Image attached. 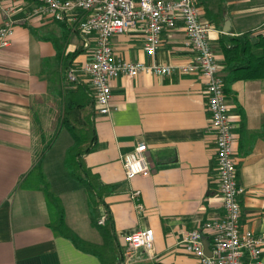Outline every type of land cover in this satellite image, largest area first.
Here are the masks:
<instances>
[{
    "label": "crops",
    "instance_id": "1",
    "mask_svg": "<svg viewBox=\"0 0 264 264\" xmlns=\"http://www.w3.org/2000/svg\"><path fill=\"white\" fill-rule=\"evenodd\" d=\"M198 4L202 20L212 25L209 43L221 66L229 107L237 183L244 189L240 229L258 236L264 233V79L227 83L230 71L222 45L225 39L243 45L264 37V0ZM36 5L33 0L2 5L13 9L16 25L11 46L0 49V264H101L52 231L53 209L33 175L40 166L48 182L45 159L54 138L69 135L61 128L65 96L85 87L94 97L83 69L95 40L88 37L89 49H84L85 39L69 25L30 16ZM6 18L0 12V27ZM112 46L122 60L145 65L184 66L196 56L180 18L173 30L162 34L153 56L144 50L141 30L114 37ZM71 70L75 82L67 79ZM110 84V112L99 114L94 99L79 115L96 133L94 149L83 157L85 165L112 188L97 210L113 220L121 264L126 263L124 237L146 230L154 233V251H137L127 264H200L179 242L187 232L224 216L205 80L200 74L141 73L135 78L120 76ZM140 143L147 147L151 173L127 181L122 157ZM49 187L45 189L50 192ZM133 191L140 193L138 199H131ZM71 192L55 194L66 225L82 240L102 245L91 224L87 192L83 187ZM261 261L264 264V251Z\"/></svg>",
    "mask_w": 264,
    "mask_h": 264
},
{
    "label": "built area",
    "instance_id": "2",
    "mask_svg": "<svg viewBox=\"0 0 264 264\" xmlns=\"http://www.w3.org/2000/svg\"><path fill=\"white\" fill-rule=\"evenodd\" d=\"M16 0H0V12L7 18L0 27V49L11 46L16 25L13 9L2 5ZM37 3L30 16L47 17L65 23L84 39V49H89L88 37H94L91 60L84 66L90 77L94 97L101 115L111 110V81L120 76L135 78L141 73L158 77L200 74L206 83L207 107L211 115V127L216 136V165L219 173V193L223 199L224 216L206 222L201 228L187 232L179 242L184 250L200 264H263L264 233L255 236L240 229V197L244 189L237 183V167L234 160V136L227 105L221 66L209 43L212 25L202 20L198 0H33ZM180 18L184 24L187 45L195 52L194 61L184 66L145 65L124 61L117 57L112 46L116 36L141 30L144 50L153 56L165 31L175 28ZM67 79L76 81L73 70ZM147 147L138 144L122 157L127 181L151 173L146 158ZM138 191L131 192V199H138ZM142 210V205H138ZM102 216L98 225L105 224ZM210 243V256L204 252L203 240ZM154 233L138 231L124 237L126 263L137 251L150 255L154 251ZM247 257V262L243 258Z\"/></svg>",
    "mask_w": 264,
    "mask_h": 264
},
{
    "label": "trees",
    "instance_id": "3",
    "mask_svg": "<svg viewBox=\"0 0 264 264\" xmlns=\"http://www.w3.org/2000/svg\"><path fill=\"white\" fill-rule=\"evenodd\" d=\"M224 41L222 51L226 59V68L230 71L227 83L264 79V37L255 43L246 41L243 45L236 39H225ZM255 49L259 50L260 54H254ZM81 98L83 102L80 103ZM94 99L85 87H78L76 93L66 95L63 103L61 128L69 133L73 141L65 161L68 174L79 182L87 192L90 198L91 224L101 235L103 244L98 246L78 237L66 225L64 210L60 201L45 189V181L40 166L35 168L33 175L37 179V183L44 188L47 202L53 209L52 231L70 240L77 249L96 256L101 264H121L122 253L115 237L114 224L109 213H104L106 215L105 224L98 225L102 215L99 216L97 204L104 201V198L111 193L112 188L102 184L86 167L83 160V157L95 147L96 133L93 124L87 119L82 120L79 114Z\"/></svg>",
    "mask_w": 264,
    "mask_h": 264
},
{
    "label": "rangeland",
    "instance_id": "4",
    "mask_svg": "<svg viewBox=\"0 0 264 264\" xmlns=\"http://www.w3.org/2000/svg\"><path fill=\"white\" fill-rule=\"evenodd\" d=\"M52 144L53 145L51 146L53 148L45 159L50 187L48 186L47 180H45L44 184L47 188L49 187V190L54 197L56 196L55 194L72 195L71 191L73 189L76 187L82 188L83 186L69 176L66 163L63 165L61 162L66 161L67 152L71 148L73 141L70 136L64 132L62 135L56 136Z\"/></svg>",
    "mask_w": 264,
    "mask_h": 264
},
{
    "label": "water",
    "instance_id": "5",
    "mask_svg": "<svg viewBox=\"0 0 264 264\" xmlns=\"http://www.w3.org/2000/svg\"><path fill=\"white\" fill-rule=\"evenodd\" d=\"M203 244H204V252H205V254L207 256H210L211 255L210 249H209L210 248V243H209V241L206 238H204Z\"/></svg>",
    "mask_w": 264,
    "mask_h": 264
}]
</instances>
